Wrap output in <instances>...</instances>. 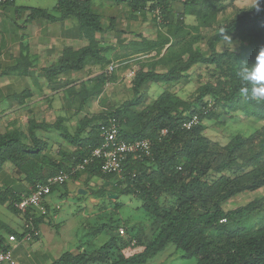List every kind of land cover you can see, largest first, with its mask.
<instances>
[{
	"label": "trees",
	"instance_id": "16d2710c",
	"mask_svg": "<svg viewBox=\"0 0 264 264\" xmlns=\"http://www.w3.org/2000/svg\"><path fill=\"white\" fill-rule=\"evenodd\" d=\"M110 1L125 2L134 13L156 14V20L165 31L155 40L146 41L143 51L163 54L155 63L168 68L163 72L154 67L139 69L132 82V99L104 112L85 114L73 132L59 119L54 123L30 120L26 132L12 129L0 134V171L10 162L16 173L24 176L32 186L60 171L70 173L73 178L80 171L91 177L116 176L101 172L100 159L73 172V168L103 142L101 125L110 117H116L122 138L151 141L149 154L138 158L130 156L126 160L122 191L138 197L157 226H154L151 240L144 243L142 239L143 248L130 256L114 257L119 243L112 234L93 250H67L47 264H146L169 245L182 249L183 257H196V264H264V197L230 210L223 207L241 193L264 187V130H256L246 137L237 135L221 145L204 134L202 124L204 118H214L217 108L222 109L224 117L232 111H241L264 121V102L244 96L238 77L245 62L254 61L259 48L264 47V0H260L259 10L250 7L240 11L220 25L221 31L206 37L201 31L217 23L222 0ZM30 9L31 18H56L46 9ZM54 9L62 17H77L82 27L91 32L103 29L101 17L89 0H57ZM187 16L194 17L195 23L188 24ZM225 34L240 36L237 50H217L216 45L225 39ZM204 44L206 50L202 48ZM102 51L95 41L78 50L66 49L59 65L47 69V73L81 70L90 60L100 61ZM197 64L213 65L220 73L216 82L199 87L194 101L166 90L151 105L138 108L145 84L185 83V73ZM107 79L106 75L96 78V83L83 98L84 104L102 92ZM208 96L212 101L205 100ZM195 113L200 115V122L190 129L183 128V121ZM49 129L61 131L62 137L75 146L69 164L45 155L48 143L40 138L37 130ZM245 166L249 169H244ZM226 171L233 174H226ZM56 186L52 187V192ZM2 189L0 203L25 220L28 215L16 207L21 196L10 188ZM44 217L35 219L36 226ZM3 228L9 234L22 236L8 226ZM8 249L5 237L0 234V251Z\"/></svg>",
	"mask_w": 264,
	"mask_h": 264
},
{
	"label": "crops",
	"instance_id": "0c3cea01",
	"mask_svg": "<svg viewBox=\"0 0 264 264\" xmlns=\"http://www.w3.org/2000/svg\"><path fill=\"white\" fill-rule=\"evenodd\" d=\"M35 2L38 0L0 2V134L12 129L26 132L30 120L54 123L59 119L73 132L79 120L85 114H94L91 108L105 98L108 91L106 85H110L108 69L112 66L117 69L123 64L133 68L135 61L148 53L143 51L144 43L158 37V34L154 38L146 36L151 28V18L156 20V14L149 11L134 13L125 2L101 0L97 3L101 10L97 14L101 17L103 27L98 32L82 27L79 19L73 15L62 17L54 9L57 0H53L51 5ZM30 8L46 9L56 18H31ZM185 20L188 24L195 23L192 16H187ZM158 25L161 31H165L160 23ZM92 41L103 49V58L100 61L90 60L81 70L68 69L47 73V69L59 65L66 49L78 50ZM132 63L134 66L130 65ZM116 74L120 79L113 84H119L123 77L128 76V72L122 74L119 71ZM101 75L108 77L102 92L84 104L85 94L92 89L96 78ZM153 84L164 83L145 84L143 92L149 91ZM37 134L48 143L45 155L69 164V156L75 151V146L62 137L61 131L37 130ZM77 185H81L79 180H76ZM2 187L12 189L21 199L32 189L24 176L16 175L10 162L0 171V188ZM56 192L59 196L67 195V182L65 185L56 186L47 198L50 218L57 216L60 209L53 199ZM48 217H44L38 225L41 235L33 242L20 241L22 236L17 235L18 241L10 242L9 236H5V243L15 256L17 264H47L59 256L52 251L51 242L40 244L43 226L45 223L52 224V219ZM23 224L22 218L21 229L14 230L23 233Z\"/></svg>",
	"mask_w": 264,
	"mask_h": 264
},
{
	"label": "rangeland",
	"instance_id": "374dc122",
	"mask_svg": "<svg viewBox=\"0 0 264 264\" xmlns=\"http://www.w3.org/2000/svg\"><path fill=\"white\" fill-rule=\"evenodd\" d=\"M52 1L38 0L35 3L51 5ZM99 1L101 0H91L96 13H101L100 8L97 7ZM222 5L223 8L218 14V21L214 27L201 31L204 37L221 31L220 25L234 18L240 11L250 8L251 0H222ZM149 17L151 18V16ZM150 23L151 28L146 36L154 38L160 32H164V30L161 31L155 18H151ZM231 38L232 41L224 39L218 42L216 45L217 50H237L240 44V36L234 34L231 35ZM202 41L205 42V39H202ZM202 48L206 50L207 47L204 44ZM141 57L142 59L135 61V66L133 63L130 64L134 66L131 69V66L127 64H123L117 69L113 66V69H108V76H110V85H106L108 91L105 94V98L102 101L96 102L95 106L91 108L92 113L104 112L120 105L126 100L132 99L134 93L132 78L139 69L154 67L158 71H165L168 68L165 64L155 63L159 55L154 50L141 55ZM119 71L122 74L128 72V76L123 77L119 84H113L118 83L120 79L116 74ZM219 73L220 71L213 65L197 64L185 73V83L150 85L149 91L143 93L140 97L141 102L138 108L143 109L151 105L156 97L166 90L188 101H194L199 87L208 82H216L219 78ZM205 100L212 101L210 96L206 97ZM202 124L204 134L221 145H226L237 135L246 137L256 130H264L263 120L249 117L241 111H232L228 117H224L221 108L215 110L214 118H204ZM70 155H73V153ZM244 169L249 168L245 166ZM79 173L76 178L70 177L68 179L67 195L59 196L58 192L53 195V199L60 209L57 216H51L50 218L48 217L49 212L45 215L48 219H52V224L45 223L43 226L40 244L44 245L51 242L52 251L58 256L67 250L73 252L84 249L93 250L114 234L119 243V247L116 249L114 255L115 258L130 256L135 252H139L143 248V243L140 241L143 239L144 243H148L151 240L154 235V226H157V223L153 217L149 218L147 212L142 208V201L138 197L123 193V172L119 175L106 178L91 177L85 171H80ZM225 173L233 174L230 171H226ZM16 175L19 174L16 173ZM76 180H79L81 185L76 186ZM262 197H264V187L254 192L241 193L230 199L223 207L225 210L234 209ZM21 223L22 217L19 214L9 210L7 205L0 203V233L4 237L10 234L3 226L20 230ZM120 228L126 230V233L122 237L119 233ZM183 254L184 251L182 249L169 245L146 264H196V257L186 258L182 256Z\"/></svg>",
	"mask_w": 264,
	"mask_h": 264
},
{
	"label": "built area",
	"instance_id": "2783aa9c",
	"mask_svg": "<svg viewBox=\"0 0 264 264\" xmlns=\"http://www.w3.org/2000/svg\"><path fill=\"white\" fill-rule=\"evenodd\" d=\"M4 1L6 0H0V2ZM200 120V115L195 113L183 121L182 127L190 129L197 125ZM162 133L165 134L166 130H163ZM101 134L103 138L101 145L94 148L89 156L77 164L73 168V172L83 170L86 165L95 159H100V170L102 173L119 175L123 170L126 160L130 156L138 158L150 153V139L126 140L120 136V126L116 117H110L107 123L101 125ZM69 178L70 173L60 171L57 175L49 177L44 182L35 183L32 186L31 192L16 203V207L23 214L28 215L24 220L23 233L20 241L33 242L40 237L41 231L36 226L35 219L48 214L47 198L52 193V187L64 184ZM119 232L124 235L126 230L120 228ZM8 240L10 242H17L18 237L15 234H10ZM5 263L17 264V260L11 249L0 251V264Z\"/></svg>",
	"mask_w": 264,
	"mask_h": 264
},
{
	"label": "clouds",
	"instance_id": "9594fccd",
	"mask_svg": "<svg viewBox=\"0 0 264 264\" xmlns=\"http://www.w3.org/2000/svg\"><path fill=\"white\" fill-rule=\"evenodd\" d=\"M260 0H251V8L259 10ZM226 41H232L230 35L225 34ZM238 77L241 81V93L257 102H264V47H260L254 61L245 62Z\"/></svg>",
	"mask_w": 264,
	"mask_h": 264
}]
</instances>
